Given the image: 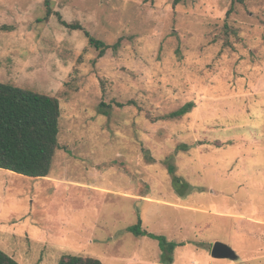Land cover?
Listing matches in <instances>:
<instances>
[{
	"label": "rangeland",
	"instance_id": "1",
	"mask_svg": "<svg viewBox=\"0 0 264 264\" xmlns=\"http://www.w3.org/2000/svg\"><path fill=\"white\" fill-rule=\"evenodd\" d=\"M52 2L84 29L0 0V81L61 105L50 175L0 168V247L20 264H161L159 240L128 230L141 219L185 242L175 264H264V0ZM84 30L121 45L100 57Z\"/></svg>",
	"mask_w": 264,
	"mask_h": 264
},
{
	"label": "trees",
	"instance_id": "2",
	"mask_svg": "<svg viewBox=\"0 0 264 264\" xmlns=\"http://www.w3.org/2000/svg\"><path fill=\"white\" fill-rule=\"evenodd\" d=\"M182 1L174 0V4L177 5ZM245 1L233 0V5ZM45 5L47 18L56 14L61 23L67 27L84 29L79 22L69 23L63 19L61 13L55 12L52 0H45ZM84 31L89 44L99 51L100 57L110 47L117 49L121 45V40L111 46L89 31ZM193 107L194 103L183 105L164 117L180 118ZM60 117L61 105L58 97L0 81V168L34 178L49 176L53 159L60 148ZM167 165L173 177V184H183L186 187V191L181 192L175 188L176 192L182 196L190 193L194 189L193 186L176 174V167L171 159H167ZM128 230L138 236L148 235L159 240L162 250L161 264H173L176 247L185 245V242L170 241L163 235L143 229L141 219L136 225L128 227ZM0 264H20V262L0 247ZM58 264H103V262L96 257L64 254Z\"/></svg>",
	"mask_w": 264,
	"mask_h": 264
},
{
	"label": "water",
	"instance_id": "3",
	"mask_svg": "<svg viewBox=\"0 0 264 264\" xmlns=\"http://www.w3.org/2000/svg\"><path fill=\"white\" fill-rule=\"evenodd\" d=\"M211 255L212 257L219 259L227 258L231 260H238L239 258V255L237 254L235 249H233V247H231L229 244L222 241H216L214 243L211 250Z\"/></svg>",
	"mask_w": 264,
	"mask_h": 264
},
{
	"label": "crops",
	"instance_id": "4",
	"mask_svg": "<svg viewBox=\"0 0 264 264\" xmlns=\"http://www.w3.org/2000/svg\"><path fill=\"white\" fill-rule=\"evenodd\" d=\"M175 263H176V261L173 264H175Z\"/></svg>",
	"mask_w": 264,
	"mask_h": 264
}]
</instances>
